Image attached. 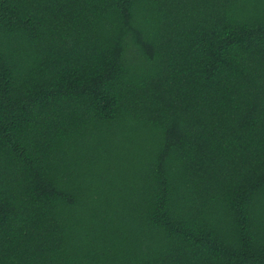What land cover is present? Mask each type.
I'll return each mask as SVG.
<instances>
[{
	"label": "trees",
	"instance_id": "16d2710c",
	"mask_svg": "<svg viewBox=\"0 0 264 264\" xmlns=\"http://www.w3.org/2000/svg\"><path fill=\"white\" fill-rule=\"evenodd\" d=\"M0 264H264V0H0Z\"/></svg>",
	"mask_w": 264,
	"mask_h": 264
}]
</instances>
